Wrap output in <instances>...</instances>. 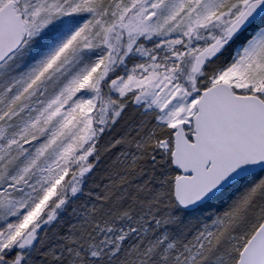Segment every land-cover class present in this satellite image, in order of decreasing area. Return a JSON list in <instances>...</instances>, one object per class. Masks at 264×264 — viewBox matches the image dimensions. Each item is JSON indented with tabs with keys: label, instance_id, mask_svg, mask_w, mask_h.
Here are the masks:
<instances>
[{
	"label": "snow or ice",
	"instance_id": "obj_1",
	"mask_svg": "<svg viewBox=\"0 0 264 264\" xmlns=\"http://www.w3.org/2000/svg\"><path fill=\"white\" fill-rule=\"evenodd\" d=\"M0 264H264V0H0Z\"/></svg>",
	"mask_w": 264,
	"mask_h": 264
}]
</instances>
